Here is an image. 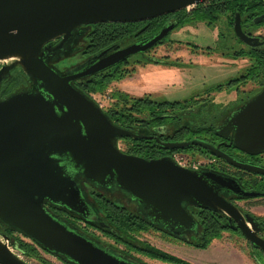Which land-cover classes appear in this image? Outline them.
I'll use <instances>...</instances> for the list:
<instances>
[{"label": "water", "instance_id": "95a60500", "mask_svg": "<svg viewBox=\"0 0 264 264\" xmlns=\"http://www.w3.org/2000/svg\"><path fill=\"white\" fill-rule=\"evenodd\" d=\"M212 1L216 0H0V84L19 67L32 88L0 98V223L71 264H139L50 211L49 206L63 208L86 223L111 229L94 209L91 196L85 195L88 186L123 192L128 204L136 206L154 228L174 236L181 235L176 230L200 234L189 207L221 213L264 254L259 223L232 202L264 193L250 191L224 173L183 167L171 157L148 160L124 153L119 139L150 137L115 125L75 85L146 53L164 42L174 25L138 43L110 47L65 74L48 63L83 26L146 22ZM234 30L248 47L264 45L261 38L243 32L239 14ZM215 134L223 139L232 136L235 147L249 155L263 153L264 89ZM160 145L167 150L199 146L234 168L264 176V168L240 162L199 139ZM10 247L9 237L0 233V264H31Z\"/></svg>", "mask_w": 264, "mask_h": 264}, {"label": "trees", "instance_id": "16d2710c", "mask_svg": "<svg viewBox=\"0 0 264 264\" xmlns=\"http://www.w3.org/2000/svg\"><path fill=\"white\" fill-rule=\"evenodd\" d=\"M262 13H264V0H216L197 5L190 12L183 10L146 22L87 25L78 29L73 39L66 44L64 50L56 52L53 58L48 59V63L57 65L60 62L74 59L77 56L87 61L89 58L110 47L117 46L118 48H123L153 37L164 26L169 25L170 22L176 23L179 27L204 24L209 28L216 29L218 31V40L222 41L227 39L228 32L231 31L237 14L241 15L242 26L246 31V29L250 28L257 30L259 27H264V20L259 25H255L252 21L254 17ZM235 39L238 41L236 37ZM58 43L59 41H56L55 45ZM147 54L143 53L132 56L102 73L77 81L75 85L86 96L94 93L105 94L112 82L120 81L135 73L134 70L127 69L129 61L132 58H139L136 64L154 62L152 59L142 60ZM234 56L236 59L248 58L250 60L251 65L245 71V79L249 78L251 81L257 83L259 88L255 93L261 91L264 87V48L250 51L249 53L238 50L234 53ZM155 63L159 62L155 61ZM80 65L75 68H78ZM9 76L11 77L0 88V98L7 97L15 91L32 89L27 76L21 68L17 67ZM111 98H113L114 104L106 111L110 120L115 125L124 129L133 131L143 137H150L138 140L131 137L121 138L124 139L126 145L125 153L144 159H157L161 156L160 153L163 152L166 155L172 154L171 150H167L160 145L156 144L152 146L155 142L147 141L146 139H155L156 137L166 139L167 141L211 139L218 125V121L215 122L214 120L218 110L215 106L210 107L207 105L202 108L200 107L201 110L198 112H189L188 108L190 106L188 105L191 101L161 102L150 97L133 98L122 91L112 92ZM202 119L204 122H198ZM161 133H164V135ZM196 149L198 150L197 147H189L184 150H177V152L187 153L193 152ZM201 151L202 154L209 153L204 150ZM243 174V172H238L237 176L241 177ZM240 181H243V179ZM244 183V187L249 189L250 184L248 182ZM253 184L254 186L250 188L264 191V182L261 183V181L256 179ZM89 192L92 196L94 209L100 217L109 223L111 229H101L95 225L86 223L80 216L63 208L49 206V209L56 217L64 220L70 227L76 226L78 222H83L88 228L99 229L117 242L126 244L129 247L131 246L139 253L145 254L152 259L170 264H192L149 245L143 248L133 245L131 242L132 237L142 232H147L153 229L154 226L140 214L136 206L128 204L130 200L123 192H103L101 189L95 187H89ZM189 211L199 223L200 234L198 236L194 235L193 242L187 243L198 249H207L213 241L221 239L223 233L228 231L234 232L231 229L228 217L221 213H216L206 208L199 209L195 207H189ZM0 233L9 237L11 246L15 250L17 249L16 251L21 253L27 261L34 260L39 264H51L44 257V254H50L36 242L30 241L25 235L6 227L2 223H0ZM254 250L258 254L257 259L259 264H264V254L256 249ZM58 259L65 264H71L64 258Z\"/></svg>", "mask_w": 264, "mask_h": 264}, {"label": "rangeland", "instance_id": "374dc122", "mask_svg": "<svg viewBox=\"0 0 264 264\" xmlns=\"http://www.w3.org/2000/svg\"><path fill=\"white\" fill-rule=\"evenodd\" d=\"M176 31V34H174L172 38L177 41H181V44L179 45L182 46L178 45V50H180L179 52H171L168 50L167 46H164L153 50L142 60L146 61V59L152 58L159 60L168 56L171 60L178 59L182 62H193L194 58L192 59V57H190V50L186 49L185 41L195 42L203 48L215 47L218 42V31L205 25H200L198 27L189 26L181 30L182 32L180 30ZM262 33H264V27H259L256 34ZM202 57L203 58H199L196 61L194 60L195 64L192 66L188 65L185 68L186 70L184 69L183 71L169 70L161 65L137 67L136 62L139 61V58L134 57L129 61L127 69L134 70L136 74L125 77L127 79L123 78V81L120 80L112 82L108 86L105 94L94 93L88 95V97L97 103V105L101 106L105 113L114 104V100L111 98V94L114 91H122L129 94L133 98L150 97L157 101L164 99L168 101H184L193 96L195 101L198 99L195 107L202 105V103L206 100L205 98L209 97H211L209 101L214 100V104H220L221 106L227 104L232 95L229 97H221L222 95L220 96L216 94L206 96L205 93L202 95L204 89L212 87L221 81L224 82V80L230 77H239L245 68L249 66V62L247 60H237L235 62H230L229 60L223 61L221 59V55L216 53L211 57L206 55ZM84 60L86 61V59H82L77 56L74 59L65 60L57 65L53 64V66L58 71L65 74L73 70L79 64H83ZM223 85L226 86L224 83ZM254 88V85L251 84L245 87L246 91H250ZM193 93L195 94L193 95ZM195 101L193 103H195ZM239 103L240 101H237L235 107H237ZM219 111L220 110L218 109L216 115L218 114V117H221L222 111ZM223 111L225 110L223 109ZM228 113H230V111L226 109V114ZM220 117L218 118V124L221 121ZM217 128L218 127H216V129ZM118 147L125 153L126 145L124 143V139L118 140ZM171 158H173L176 162H185L187 165L199 163L201 164V167L202 165L207 166L211 160V158L207 156L196 154L192 151L176 154L175 156H171ZM84 191L87 196H91L88 186L84 187ZM90 201H92V196ZM237 204L243 211L249 214L253 213L256 217L264 220V207H256V205L264 206V198H260L256 201L251 200V202L240 200ZM74 227L84 235L100 243V245L107 247L118 254H124L126 257L133 259L139 264H170L164 263L161 260L152 259L145 254L139 253L133 247L117 242L115 239L107 236L99 229L88 228L83 222H78ZM193 239V234H188L187 239H179L170 233L162 234V232L160 233L158 229L153 228L147 232H142L132 237L131 242L134 246L138 245L141 248L149 245L192 264H259L257 252L252 250L246 239L236 231L223 233L222 238L213 241L207 249H198L187 243L193 242ZM15 252L23 257V255L18 251L15 250ZM44 257L51 264H65L60 259L51 255L44 254ZM28 262L31 264H39L34 260Z\"/></svg>", "mask_w": 264, "mask_h": 264}, {"label": "flooded vegetation", "instance_id": "af4514ba", "mask_svg": "<svg viewBox=\"0 0 264 264\" xmlns=\"http://www.w3.org/2000/svg\"><path fill=\"white\" fill-rule=\"evenodd\" d=\"M193 8L194 7L190 8V9H186V10L188 12H190L191 9H193ZM261 16H264V13H262L259 16L254 17V19L252 21H253V23L255 25H259V24H261L263 22L264 18L259 23H255V20L257 18L261 17ZM240 17H241V15H240ZM235 20H236V16H235V19H234V22H233V26L231 28V31L228 32L227 39L222 40V41L218 40L217 45L215 47H206V48H203V47L199 46L195 42L185 41V47H186V49L187 50H190L189 51L190 54H191L190 57H192V59L194 58L193 59V62H182V61H180L178 59L171 60V58H169L167 56V57H164V58L159 59V60L158 59H155V58H152V60H154V62L155 61L156 62H159L157 64L156 63L154 64V62H151L149 64H137V67H145V66H148V65H156V66H160L161 65V66H164L165 68H167L169 70L172 69L174 71H178V70L183 71L188 65H191V66L194 65L195 64L194 63V60L196 61L199 58H203L202 56H204V55H206L208 57H211L215 53L216 54H220L221 55V59L223 61L229 60L230 62H235L237 60H247L249 62V66H250L251 65V62H250V60L248 58H239V59H236L235 56H234V53L236 51H238V50H242L244 53H249L250 51H255V50L263 49L264 48V45L261 46V47H259V48H256V49L250 48L247 45H245L237 37V35L235 34V30H234ZM169 25H174V28L169 32V34L166 37V40L164 42H160L158 45H156L155 47H153L152 49H150L146 53L149 54L153 50H156V49H158L160 47H164V46H167L168 47V50L171 51V52L172 51L179 52L180 50H178V48H179L178 45L181 44V41L180 40L177 41V40H175V39L172 38V36L174 34H176L175 32H177L176 30H180L181 31V30H183V29H185V28H187L189 26H197L198 27V26L204 25V24L185 25V26L179 27L176 23L170 22ZM241 25H242V17H241ZM242 30H243V32L245 34L250 35V36H253V37L261 38V41H264V33H262V34H256V32L258 31V29L257 30H254V29L250 28V29H246V31H245L243 29V26H242ZM235 37L238 39V41L235 39ZM179 46H182V45H179ZM177 52H175V53H177ZM8 64H10L9 61L8 62H4V65H8ZM249 66H247L245 68V70L243 71V73L239 77H237V76L230 77V78L224 80V82L221 81V82L215 84L212 87H209L207 89H204V92H203L202 95H204V93H205L206 96L216 94V95H220V96L222 95L221 97H225V96L229 97L230 95H232V97L230 98V100L228 101L227 104L222 105V106L220 104H214V100H212V101L210 100L209 101V99L211 98V97H209V98H205L206 100L202 103V105H199V106L195 107L196 103L198 102V99H196V101H195L194 100L195 98H193V96L190 99H186V100L180 101V102L191 101V103L188 105V106H190L188 108V111L189 112H198L199 110H201V108L203 106H207V105H209V106H215L217 109L220 110L219 112L222 111L221 112V114H222L221 117L219 116L221 118V121L219 122V124L217 123L218 124L217 127L221 126L241 106H243L244 104L248 103L250 100H252L256 95H258L264 89V87H263V89L261 91H259L258 93H255L256 90L259 88V86L257 85V83L251 81L249 78L248 79H245V77H246L245 71L247 70V68H249ZM15 69H13L12 71H14ZM134 74H136V73H134ZM10 77L11 76H8L4 80H2V82L0 84V88L5 83V81H7ZM125 79H127V78H125ZM123 80L124 79H122L121 81H123ZM223 83L226 86H224ZM249 84L254 85L255 88L252 89V90H250V91H246L245 87L247 85H249ZM194 94L195 93H193V95ZM253 94H254V96H253ZM233 96H235V97H233ZM5 97H2V98H5ZM160 101L161 102H166L168 100L164 99V100H160ZM194 101H195V103H193ZM237 101H240V103H239V105L237 107H235V104H236ZM170 102H179V101H170ZM217 106H219V107H217ZM223 109L225 111H223ZM226 109L229 110L230 113L226 114ZM219 117H218V114L215 115V119H214L215 122L218 121V118ZM198 122H204V120L202 119L201 121H198ZM161 134L164 135V133H161ZM146 140L147 141H154L155 143L152 146H155L156 144L157 145H160V143H166V142H185V141H187V140H185V141H167L166 139H160L158 137H156L155 139H146ZM199 140H202V141H205V142H207L209 144H212L215 147H219L221 149V151H223L224 153H226V154L230 155L231 157L237 159L240 162L249 163V164H251L253 166H259V167L264 168V152L261 153V154H258V155H249V154H247L245 152H242L241 150H239V149H237L235 147L234 143L232 142V136H231L230 139H223V138L217 136L215 134V131H214V136L211 139H199ZM188 141H191V140H188ZM191 147H197L198 150L196 149L193 152L194 153H198L200 155L202 154V151L201 150H204L203 148H201L199 146H191ZM171 151H172V154L171 155H166V153H164V152L163 153H160L161 156L158 159L164 158V157H171V156H175L176 154H180V152H177V150H171ZM204 151H206V150H204ZM202 155L211 158V160H210L209 164H207V166L202 165V167L199 170H213L215 172H220V173L228 174V175H231V176H233V177H235V178H237L239 180L243 179V181H241L242 184H245L244 182H248L250 184V187L251 186H254L253 182L256 179L259 180V181H261V183L264 182V176L252 174V173H249V172H246V171H243V170L234 168V167L228 165L224 160L219 159V158H216L210 152L208 154H202ZM238 172H243L244 173L243 176L238 177L237 176V173ZM250 187H249V190L250 191H258V192L264 193V191H262V190H257V189L250 188ZM260 198H264V196L258 197V198L245 199V200H241V201L251 202V200H255L256 201V200H258ZM238 201H240V200L232 199V202L235 203L241 211H243L240 208V206L237 204ZM256 207L261 208V207H264V206H261V205L257 206L256 205ZM243 212H245V211H243ZM251 215H253L255 217L256 221L259 223V226L261 227V230L259 232V235L264 238V220L256 217L253 213H251ZM236 225H237L236 223H233V225L231 226V229L234 230V231H236V232H238V233H240L242 235L241 231L238 228H236L237 227ZM158 231H160V233L162 232V234L163 233H169V232H165L163 230H158ZM176 232H179L181 235L175 236V237H177L179 239H187L188 233L182 232L180 230H176ZM247 243L250 245V247L252 248V250H254V249L258 250L253 245H251L248 241H247Z\"/></svg>", "mask_w": 264, "mask_h": 264}, {"label": "built area", "instance_id": "2783aa9c", "mask_svg": "<svg viewBox=\"0 0 264 264\" xmlns=\"http://www.w3.org/2000/svg\"><path fill=\"white\" fill-rule=\"evenodd\" d=\"M3 64L0 62V67L2 66ZM177 163L179 164V165H181V166H183V167H186V168H190V169H193V170H197V169H199L200 167H201V164H199V163H194V164H188L187 165V163H183V162H181V161H177ZM11 248V250L13 251V252H15V250L13 249V247H10Z\"/></svg>", "mask_w": 264, "mask_h": 264}]
</instances>
